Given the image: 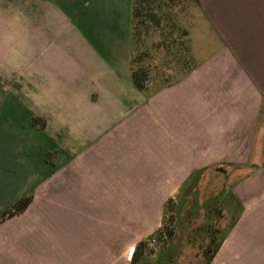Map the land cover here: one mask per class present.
Listing matches in <instances>:
<instances>
[{"label":"crops","instance_id":"obj_1","mask_svg":"<svg viewBox=\"0 0 264 264\" xmlns=\"http://www.w3.org/2000/svg\"><path fill=\"white\" fill-rule=\"evenodd\" d=\"M132 1L0 0V264L111 263L104 201L191 182L223 185L207 264H264V0H198L191 68L154 89Z\"/></svg>","mask_w":264,"mask_h":264},{"label":"rangeland","instance_id":"obj_2","mask_svg":"<svg viewBox=\"0 0 264 264\" xmlns=\"http://www.w3.org/2000/svg\"><path fill=\"white\" fill-rule=\"evenodd\" d=\"M144 2L142 13L149 21L150 30L135 35L134 67L146 70L147 83L151 82L154 89L177 80L191 68L192 62L185 64L179 49V39L182 38L178 18L175 23L157 15L159 0ZM196 13L197 7L192 6L181 20L188 19L191 27ZM152 186L158 187L157 184ZM222 187L221 183L191 182L183 190L179 185H169L163 192L167 195L165 199L156 198L157 193L153 192L146 200L104 201L105 210L114 211L113 215L103 217L105 238L112 236L105 240L104 256L111 260L108 264H207L209 248L201 246L206 243L198 238L200 234L206 236V230L213 224L206 215L214 206V193ZM136 188L138 196L141 191L138 184ZM117 227L119 231H116ZM133 247L136 251L131 262L129 251Z\"/></svg>","mask_w":264,"mask_h":264},{"label":"trees","instance_id":"obj_3","mask_svg":"<svg viewBox=\"0 0 264 264\" xmlns=\"http://www.w3.org/2000/svg\"><path fill=\"white\" fill-rule=\"evenodd\" d=\"M144 0H133V40L135 38L136 34H139L143 32H147L150 30V24L147 20L146 15H143V5ZM159 9L156 10L157 15H161L168 21H176L177 18L179 20V36H181L182 39H179V49L182 50L183 53V60L184 63H188L191 61L190 55H189V27L190 24L188 23V19L186 21L181 20L182 16H186L190 8L197 7L198 6V0H159ZM164 6V7H163ZM166 7V8H165ZM176 23V22H175ZM141 31V32H140ZM143 34V33H142ZM134 42V41H133ZM132 79L140 89H144L145 85L147 84V78H146V70L143 67H140L139 69H136L134 67V57L132 59ZM186 73L179 76V80H181ZM35 123L40 124V120L35 118ZM32 201V196L24 197L23 199L19 200L11 209H9L7 212H5L2 216V220L11 218L21 212H23L30 202ZM210 251L209 260L214 256V253L217 251V248H209L208 252ZM134 259V255L132 257V261Z\"/></svg>","mask_w":264,"mask_h":264},{"label":"built area","instance_id":"obj_4","mask_svg":"<svg viewBox=\"0 0 264 264\" xmlns=\"http://www.w3.org/2000/svg\"><path fill=\"white\" fill-rule=\"evenodd\" d=\"M133 249H134V252H133L132 255H130V259H132L133 255H134V253H135V251H136V248H135V247H133Z\"/></svg>","mask_w":264,"mask_h":264}]
</instances>
